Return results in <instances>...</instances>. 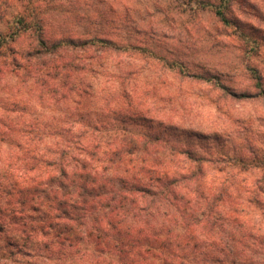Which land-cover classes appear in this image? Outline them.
Listing matches in <instances>:
<instances>
[{"label": "trees", "instance_id": "obj_1", "mask_svg": "<svg viewBox=\"0 0 264 264\" xmlns=\"http://www.w3.org/2000/svg\"><path fill=\"white\" fill-rule=\"evenodd\" d=\"M14 1L19 0H0V84L17 81V90L0 107V133L8 132L1 141L20 133L18 146L6 158L8 178L0 184L5 196L0 236L14 232L25 246L36 239L37 254H80L83 244L91 243L95 264H264L259 225L264 221V174L240 187L235 180L230 186L208 184L204 178L213 161L169 148L160 135L125 130L103 137L96 124L79 122L85 100L94 97L88 77L102 67L112 42L99 36L53 39L44 18L53 0H27L13 12L9 5ZM244 2L199 0L198 5H209L225 25L239 26L244 19L235 7ZM24 36L31 37L21 43ZM123 93L131 109V92ZM34 97L51 106L79 99L76 114L65 121L69 130L58 127L52 148L37 147L47 143L44 132H35L41 118L26 121L19 113ZM78 125L95 128L73 131ZM175 159L181 161L177 166ZM241 164L245 172L260 169ZM226 204L230 228H236L230 229L228 246L218 242L225 232L221 207ZM244 217L258 228H248Z\"/></svg>", "mask_w": 264, "mask_h": 264}, {"label": "rangeland", "instance_id": "obj_2", "mask_svg": "<svg viewBox=\"0 0 264 264\" xmlns=\"http://www.w3.org/2000/svg\"><path fill=\"white\" fill-rule=\"evenodd\" d=\"M198 1L53 0L45 12V28L53 39L81 41L99 36L113 44L102 67L88 77L94 97L85 100L86 108L78 112L79 122L96 124L103 137L124 135L125 130L137 136L160 135L169 148H182L213 161L204 178L208 184L219 181L230 186L235 180L240 187L264 174V0H246L242 7H235L244 19L239 26L225 25L213 8H202ZM204 1L211 5L215 2ZM26 3L19 0L9 6L15 12ZM30 37L24 36L21 43ZM7 81L8 86L0 84V107L8 93L17 90L15 78ZM125 91L131 92V109ZM25 96L29 97L27 90ZM43 98L48 101L49 96ZM77 101L73 97L51 106L34 97L33 102L20 106L23 120L35 122L41 118L35 132H44L47 143H37L39 149L53 147L58 127L69 130L65 121L75 112ZM92 127L78 125L72 130L91 133ZM16 132L4 142L2 134L8 132L0 133L2 186L8 178L7 155L18 146L15 137L20 133ZM241 161L260 169L245 172ZM180 163L175 159L172 165ZM2 189L0 202L5 199ZM226 205L220 214L225 232L218 242L228 246L230 229L236 228H230ZM244 218L248 228L260 225L264 232V221L253 225ZM37 244L34 239L30 245H23L14 232L0 236V264L96 262L91 243L83 244V252L72 255L45 250L37 254Z\"/></svg>", "mask_w": 264, "mask_h": 264}]
</instances>
